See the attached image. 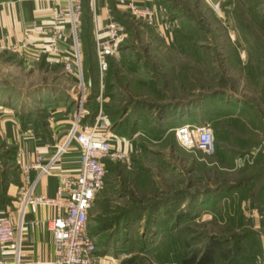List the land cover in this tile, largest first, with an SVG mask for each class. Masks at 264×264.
Here are the masks:
<instances>
[{"label":"rangeland","instance_id":"1","mask_svg":"<svg viewBox=\"0 0 264 264\" xmlns=\"http://www.w3.org/2000/svg\"><path fill=\"white\" fill-rule=\"evenodd\" d=\"M212 1L219 4V12L203 0H171L165 4L168 18L188 10L187 17L194 15V19L203 20L194 21L203 28L200 31L195 30L193 21V30L183 25L185 22L179 23L171 45L163 42L152 25L128 12L125 17L131 25L124 28L120 23L125 37L118 53L109 56L107 68L99 71L93 49L94 33L92 42L88 43L89 52L85 54L87 42L82 37L87 11L81 0L78 23L81 81L78 76L71 80L62 73L61 66L45 56L35 60L33 53L34 64L26 69L21 55L0 54V94L4 96L7 92L0 104L9 109L4 115H9L18 125L30 122L42 126L54 117L64 116L71 122L69 133L76 120L83 127L93 126L100 115L110 121L104 134L122 156L104 163L105 181L92 201L87 229L94 236L98 254L110 251L112 264H182L183 257L208 252L215 246L214 242L229 248V260L225 264H264L262 243L258 242L264 232V169L260 180L244 193L243 180L237 188L236 184L231 185L230 190L226 183L258 168L257 160L264 154L261 145L264 138V0ZM228 32L237 36L238 47L241 43L245 51L248 45H256L255 55L262 57L258 59L259 71L250 74L242 69L231 70L226 64L221 69L218 67L222 60L221 55L215 59L216 52L224 53L228 49ZM183 34L187 36L182 37ZM166 52L171 55L165 56ZM210 62H216L219 70L216 76L207 67ZM158 63L162 64L160 68ZM185 64L189 70L184 74L181 67ZM169 85L174 89L171 92ZM186 87L193 88L192 94H187ZM213 88L221 91L217 95L219 100H241L250 110H255L252 108L257 105L256 112L261 117L257 119L248 110L235 114L231 106L225 113L205 118L194 107L188 109L199 100L200 91L208 94ZM45 96L50 99L42 100ZM229 114L233 117H227ZM187 123L212 124L214 154L207 156L197 147L189 150L197 158L196 179L191 183L196 182L192 192L197 191L198 195L205 196L212 190L217 195L210 202H187L180 206L176 201L179 194L191 191L188 186L174 188L180 179L176 182L172 174L164 173L174 166L173 158L159 150L183 148L174 129ZM219 126L224 129L222 133L216 131ZM66 141L61 150L69 143L77 146L73 140ZM20 157L17 145L11 146L0 138V197L7 191L8 177L14 182L20 177L17 162ZM210 162L215 169L218 165H228L234 171H210ZM226 191L232 193L228 199L224 196L228 194Z\"/></svg>","mask_w":264,"mask_h":264},{"label":"crops","instance_id":"2","mask_svg":"<svg viewBox=\"0 0 264 264\" xmlns=\"http://www.w3.org/2000/svg\"><path fill=\"white\" fill-rule=\"evenodd\" d=\"M170 1L171 0H136L138 6L148 5L159 8V12L154 19L155 24L150 27L153 28L161 38H163L162 39L163 42L169 45L173 44L175 41L174 35L177 36V28L179 27L178 26L179 23L185 22L183 23V25L185 24L187 27L193 30L194 26L191 25L192 21L193 22L203 21L200 20L199 18L194 19L193 18L194 15L187 17L189 14L188 10L185 11L186 13H181V14L175 13L173 14V16L168 18L167 17L168 8L167 5L165 4ZM175 1L177 2V0ZM187 5L188 4H186V6ZM94 7L95 8L93 7L90 8L93 33L97 31L100 35L103 34L104 26L106 24V20L108 16H111L113 18H115L116 16L115 19L119 23H121L124 26V28L127 25H131L128 21H126V17H125L129 11L126 9L125 6L117 4L114 0H97ZM174 7L175 4H173L172 10ZM53 12H54V8L52 5L46 3H37L35 0H0V45L3 47L0 48V54L5 56L7 55L10 56L13 53L17 54V56L21 55L22 58H24L23 67L27 69L28 66H32L34 62L31 58V55L36 50L42 48L46 42L44 38L41 35H39L37 28L47 23ZM220 15L221 14H219L218 16L220 17ZM198 22H194V25L197 27L195 28V30L197 29V31H200L203 28L200 29ZM191 26L193 28H191ZM228 35H229V37L227 38L228 46H229L228 49L224 51V53L216 52L215 59L217 58V56L221 55V60H222L221 63L218 65V67L220 68L224 64H226L231 70L240 71V69H242L243 71H247L250 74L252 73V71H259L261 69L259 65L261 61H258V59H261L262 57L258 55L256 57H253L256 54V51L254 49L256 45L254 47L253 45H248L245 51L242 49L241 43H240V47H238L239 42L236 41L237 36L234 35V33L228 32ZM181 36L186 37L187 34H183ZM12 44H18L19 50L15 52L10 51L8 47H11ZM72 44L73 43L71 40L70 29L66 24L63 29V37L60 40V45L62 47V57L64 59H66L69 55L72 54V49H73ZM241 49L242 51H240ZM164 54L165 56L171 55L170 53H169L170 55H168L167 52ZM53 63L55 65H58L59 67L61 66L62 73L64 72L67 76L70 77L71 80H74L75 77H77V73H75V71H72L71 73H66L63 70L62 63H57V62H53ZM210 63L211 64H209L207 67L213 69V72L217 74L219 70H217L216 68V62L214 63L210 62ZM157 66H158L157 68H160L162 64L158 63ZM188 68L189 65L185 64L181 67V70L185 74L188 72L189 70ZM165 75L169 76L170 74L166 73ZM187 82L190 84L192 82L191 78L187 79ZM168 89H169L168 91L170 92L174 90L172 86H170V88ZM186 89L184 88V90ZM213 90L214 91L212 93H208V94H206L207 90L205 91L206 93H204L203 90L200 91L199 93L201 95L199 100L196 101L194 105L192 104L191 106H189L188 109H192L194 107L193 110H195L196 112L198 110L200 117L202 118H205V116H209L211 114L215 115L218 112L225 113L228 109L231 110L230 106L232 108L234 107L233 111L235 110L234 111L235 114L236 113L240 114L242 111L248 110V111H252L253 115L255 114L257 115L258 113L256 112V109L258 107L257 105L254 106L251 105L254 107L252 109L255 110H250L249 107L245 106V103L242 102L241 100H234V99L229 100L227 98L226 99L223 98L219 100V96H220L219 94L221 93V91H218L216 88H213ZM187 92L188 95L192 94L193 88L187 89ZM263 93H264V89H263ZM5 94L7 95V92ZM5 94L4 96L0 94V101L4 100L2 98L6 96ZM219 105H221L222 108ZM0 112L2 113L4 112L3 115L0 113V117L3 116L2 119H0V138H2V140L10 144L11 146L17 145V148L20 150V154H21V157L17 159L18 164L31 163L32 161H39L41 164L44 165L47 164V162L51 161L52 159L54 160L48 169V173L42 176L40 180L37 182L34 188L35 189L34 193L37 195H44L46 197L48 196L55 197L59 186V175L64 173L74 174L76 173V170L78 168V157H79L78 147L76 145L72 146L71 145L72 143H69L67 147H65V149L63 150L60 149L63 146V143L66 141V135L71 127V122L68 119H66L64 116H62V117H54L52 118L51 121L48 122V124L42 126L34 125L33 123L30 122L29 123L23 122L21 124L19 123L18 125V123L14 119L12 120L11 118H9L10 117L9 115H4L5 113L9 112V109L5 108L1 104H0ZM232 114L234 115L233 112ZM233 115L229 114L227 117H231V116L233 117ZM260 117L261 116L257 115V119H259ZM181 119H184L186 121L187 118L182 117ZM217 119L220 120L219 118ZM187 124H192V123H187ZM193 124H199V123H193ZM244 129L247 132L248 131L247 129H249L248 125L245 126ZM216 131L222 133L224 129L223 127L219 126V128H217ZM159 151L167 156L170 155L173 158L172 161L174 162V166L171 169H166L164 173H166V175L172 174L176 182L177 179H180L179 184L174 183L176 184L174 188L175 189L178 188L179 190V187L183 189L184 186L186 187L188 186V191H191L183 195L179 194L176 201L180 202L181 204L180 206H182L184 203L187 202H195L199 204V202H203V201L210 202L211 200L214 199V197L217 195V193L215 192L216 190L214 191L212 190L211 193L208 192L209 194L205 196L198 195L197 191L192 192V190L193 189L195 190V188L197 187L196 182L191 183V180L194 179L197 171V167H196L197 158L194 152H191L185 148L171 149L169 151L167 148L165 149L161 148V150ZM57 154L59 155L56 156ZM212 163L213 162H210L208 164L209 167L212 166ZM256 164L258 167L260 166L264 167L263 161H260V163L258 162ZM212 167L209 169L210 171L212 169H214L215 171L219 169L222 172L228 171V173L230 171H234V167L228 165L226 167L218 165L216 169ZM37 173H38L37 170H31L32 177L37 175ZM166 175L165 176L163 175V178H165ZM236 178H240V179L232 182ZM244 178L245 179L237 176L227 180V182L225 181L226 183H229L227 189L230 190L232 188V187L230 188L231 185L234 184L237 185L241 180H243L245 184L241 186L244 187L241 190H243L242 192L244 193L248 187H251L253 185L254 182L256 183L257 181L260 180V179L257 180L255 178L253 179L246 177ZM159 179H160L159 183L161 184V177H159ZM18 185H20V177L19 178L16 177L15 182L13 181V178L11 176L8 177V184L6 188L7 191L6 192L4 191V194L1 195L0 197V217L4 216L7 210L13 208V204H12L14 202L13 194L15 192L14 186H18ZM162 185L165 186L164 183H162ZM231 194H232L231 192H228V194L224 196L226 199H228V196H232ZM224 196L222 197L224 198ZM91 209L92 208L89 209L88 216ZM54 214H55V208L52 206H48V207L41 206L38 207L36 211H32V212L28 211L24 214L23 219L25 224L22 232V238H23L22 249L24 254H26L27 258L32 260L33 259L47 260L50 259V257L52 256L51 254L52 237L50 230H48V219L52 217ZM36 220L41 221L40 224L36 225L34 223ZM87 232L89 236H91L92 239H94V236L91 235V233H89L88 229ZM263 238H264V232H262V234L259 235L258 238L259 244L264 243ZM95 252L96 255L98 256V261L96 262V264H112L111 262H109V260H111L108 255L110 251L103 252L102 255L98 254L95 245Z\"/></svg>","mask_w":264,"mask_h":264},{"label":"built area","instance_id":"3","mask_svg":"<svg viewBox=\"0 0 264 264\" xmlns=\"http://www.w3.org/2000/svg\"><path fill=\"white\" fill-rule=\"evenodd\" d=\"M35 1L52 5L54 12L47 23L37 28L39 35L46 42L42 48L34 52L33 58L39 60V57L45 56L47 59L62 63L66 73L75 71L81 81L78 40L81 0ZM96 1L90 0V7L95 8ZM203 1L215 12H219L218 5L212 0ZM115 2L125 6L135 18L142 19L150 25L155 24L158 7L138 6L136 0H115ZM66 24L70 29L73 49L72 54L64 59L60 40ZM124 37L122 25L111 16L106 20L102 35L97 31L94 32L93 49L99 71L107 68L109 56L118 53ZM0 48L3 47L0 45ZM8 48L13 52L19 50L18 44H12ZM109 126L110 121L104 115L96 117L95 124L90 127L78 126L77 120L75 121L66 142L73 140L78 146V168L74 174L59 175V186L55 197L34 193L37 182L48 173L53 159L44 165L39 161L19 165L20 185L14 186L13 208L0 217V264H95L97 262L95 244L87 232L88 212L105 181L104 160L122 156L115 150L112 140L104 134ZM174 135L185 149L191 150L197 147L207 156L215 152L214 134L210 123L180 125L174 129ZM261 145L264 150V138ZM239 163L242 164L241 159ZM31 170H37V175L32 177ZM41 206L55 208V214L48 219V230L52 237V256L47 260H32L27 258L22 249V232L25 224L23 218L26 212L36 211ZM40 222L36 220L34 223L38 225ZM261 247L264 263V243Z\"/></svg>","mask_w":264,"mask_h":264},{"label":"trees","instance_id":"4","mask_svg":"<svg viewBox=\"0 0 264 264\" xmlns=\"http://www.w3.org/2000/svg\"><path fill=\"white\" fill-rule=\"evenodd\" d=\"M89 5H90V0H84V2L82 3V7H84V9H86V11H87V20L85 22L86 28H84L85 34L82 37V39L84 40V43L87 42V44H86L87 48H85L86 56H87V50H88V43L92 42V37H93L91 14H90ZM88 52H89V50H88ZM256 56L257 55H255V57ZM209 69L213 70L211 68H209ZM213 75L216 76V73L213 72ZM219 81H222V78ZM213 91L214 90H212L209 93H212ZM46 99H50V98H48V96H45L44 98H42V100H46ZM106 161L107 160H104V163ZM260 161L264 162V154H261V158H259V160H257V163L258 162L260 163ZM263 169H264L263 166H260L258 168L256 167L253 171L251 170L252 172L250 171L249 173H246L244 175V177L250 178V179L255 178V179L259 180L261 177V174L263 172L262 171ZM244 177H243V179H245ZM237 187H238V184L236 185L235 188H237ZM213 245H215V246H213ZM213 245H212L213 247H211L208 252H204L201 255H199L197 253L194 255H187V256L183 257L182 264H225V263H227V261L229 260V253H230L229 248H224L221 244H219L217 242H214ZM164 264H167V263H164Z\"/></svg>","mask_w":264,"mask_h":264}]
</instances>
